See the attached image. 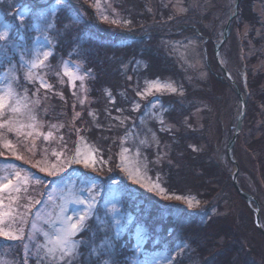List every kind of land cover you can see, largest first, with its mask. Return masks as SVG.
<instances>
[{"label":"trees","instance_id":"obj_1","mask_svg":"<svg viewBox=\"0 0 264 264\" xmlns=\"http://www.w3.org/2000/svg\"><path fill=\"white\" fill-rule=\"evenodd\" d=\"M18 1L30 7L33 15L49 13L57 3L54 0L44 10L37 2L0 0V8ZM182 1L188 11L174 13L173 0H105L111 17L103 20L99 6L92 7L91 0L86 3L88 8L77 0L59 3L56 18L47 37L44 35L52 44L50 58L55 65L59 59L81 63L83 73L90 77L92 102L81 108V113L75 117L68 89L62 88L61 93L48 91L47 98L40 92L32 94L30 103L40 104L41 108L35 116L31 136H35L36 148L46 157L45 166L52 168L59 163L62 173L52 175L41 171L22 151L12 147L5 152L4 147L0 148V175L4 170L27 172L31 179L28 193L37 200L48 189L47 179L56 178L55 175L71 178L73 171L78 170L79 174L75 173L79 182H83L87 172L94 171L73 163L77 140L84 138L100 146L109 161L98 168L104 174L95 176H100L104 183L119 184L116 191L120 219L114 223L100 201L83 230L74 236L76 245L71 255L63 260L50 257L44 249L35 246L36 237L31 239V234H23L18 241L13 239L14 242L9 243L13 248L6 253L3 249L7 245L0 243L9 263L131 264L141 257V264H145L144 260L150 264L158 255V259L160 256L168 259L163 264H264V234L255 224L254 210L233 183L234 164L226 153L228 128L224 115L230 113L228 97H238V94L216 58V44L222 37L218 39L216 30L206 27V14L193 25L186 22L192 17L191 0ZM260 1L240 0L239 13L220 50L221 59L229 70V59L238 63V82L244 94H248L234 156L240 163L241 187L255 197L257 194L258 199L264 197V71L256 69V63L263 58L264 47L263 23L255 9ZM32 14L29 13V18ZM31 20L24 22L22 29L14 23L16 29L19 27L26 34L28 43L36 34L34 29L30 30ZM18 37L17 33L13 38L21 40ZM190 38L195 46L200 39L203 73L199 82L194 76L192 80L187 77L188 72L182 68L172 47L174 41ZM18 62L19 52L16 51L12 64ZM168 78L180 89L137 94L146 89L147 82ZM50 98L53 101L46 105ZM197 103L200 108L204 103L199 123L195 117ZM151 106L174 127H166L155 116L148 117L147 109ZM234 113L233 106L230 118L234 119ZM9 114L14 116L10 110L0 116L1 123L7 121ZM256 130L260 132L257 136ZM48 132L53 135L45 140ZM145 134L156 137L144 144L139 140L151 175L170 196L140 186L138 190L130 189L131 180H125L128 186L121 181L122 148L129 144L132 136L141 139ZM3 135L12 141L17 138ZM225 145V157L231 169L223 160ZM63 157L67 160L63 161ZM69 165L71 168L67 169ZM112 169H115L114 174H110ZM175 196L182 199L169 198ZM100 197L103 200L104 196ZM188 197H196L202 210L196 212L195 206L186 204L184 200ZM252 204L256 206L254 200ZM261 207L264 226L263 202ZM118 227L122 230L120 235L116 234ZM137 232L142 235L143 244L138 242Z\"/></svg>","mask_w":264,"mask_h":264},{"label":"rangeland","instance_id":"obj_2","mask_svg":"<svg viewBox=\"0 0 264 264\" xmlns=\"http://www.w3.org/2000/svg\"><path fill=\"white\" fill-rule=\"evenodd\" d=\"M31 2H37L40 4H45L50 0H25ZM76 1V0H75ZM81 1L83 5L88 8L86 4L89 0H77ZM235 0H191L189 13L192 17H188L185 21L190 23L191 25L195 24V22L200 21L201 15L204 14L208 17V22H206V27L216 30V34L218 39H220L223 35L224 28L229 20V18L233 15V5ZM92 2H95L92 3ZM30 3V2H29ZM92 7L99 6L101 12L103 13V17L100 18L101 20L105 19L104 17L110 18L111 15L105 5V0H91ZM104 4V5H103ZM18 1L16 4L12 3V6H6L5 8H0V32H7V36L4 39H0V93H4L7 91L9 87L15 93L14 98L11 100V104L15 105L16 100L20 101L21 111L19 113H13L14 116L9 114V118L7 121L12 122V126L18 127L19 125L23 124L24 128L21 131V134L17 135L16 132H11L14 136L16 135L17 138L13 141L9 138H5L3 134L10 135L7 131V128L0 129V148L3 150L5 141H11L13 147H15L19 152L22 151L29 161H34V163L41 169H46L48 173H62L59 172L58 164H54V167L47 168L45 163L47 160L46 157L43 156V151H40L36 148L35 144V136H28L27 133L31 132L34 127H29V125H35L34 119L31 117H35L38 112L40 111L39 107L41 108L40 104L37 103H30L32 94H37L38 92L45 94L46 98L48 97V93L50 91H56L57 93L62 92V88H66L70 92V100H71V107L72 112L75 113V117L79 116L77 114L81 113V108H84L86 105L91 104V97H90V88L88 84V80L90 77L85 76L83 73L81 63L69 60L63 61L58 60L56 65L53 64L50 56L52 54V44L46 38L48 34L49 25H52L55 20V11L59 6L56 3L55 7L49 13H41L39 12L32 14V10L30 7L22 6ZM174 13H182L187 12L188 6L183 3L182 0H173V7ZM256 11L258 12L262 23H263V32H264V0L256 3L255 6ZM29 13L32 14L29 18ZM23 15L24 20L21 22L20 16ZM28 19H32L30 23V30H35L36 34L33 36V40L28 43V38L25 33L20 31L22 29L23 23L26 22ZM99 19V20H100ZM14 23L17 24L18 29L14 26ZM231 29V26H230ZM17 33L19 34V39L21 40H14V36L17 37ZM46 37H45V36ZM22 41V42H21ZM192 38L190 40H176L172 43L173 50L175 51V57L180 62L182 68L188 72L187 77L192 80L193 76L197 78L198 82L202 78V71H201V64L203 63V56L201 57L200 54V39H197V46L193 43ZM196 42V43H197ZM227 42V41H226ZM225 42V43H226ZM224 43V44H225ZM20 46V48L18 47ZM233 49V47L231 48ZM19 52V62L13 63L14 61V53ZM43 52H49L50 55L46 61H44V65L38 66L33 68L31 66V62L35 60L38 56L42 57ZM225 53L228 50H224ZM226 55V54H225ZM228 55V54H227ZM234 56V55H233ZM228 66L230 68V73L234 78L237 85L241 86L238 82L240 77L239 74V66L238 63L235 62L233 59H229ZM67 69L74 74V76L83 77L82 80L70 78L64 74V69ZM256 69H260L264 71V47H263V58L260 59L256 63ZM31 73L32 79L29 80L26 77L28 74ZM41 81L44 84H48L51 87L45 88L42 86ZM161 84L169 85L176 90L180 89L179 85L172 81L171 79L166 80H154ZM152 82V81H151ZM66 85L67 87H65ZM233 85V84H232ZM19 87L22 89L20 90ZM148 87V83H147ZM146 87V88H147ZM234 89L236 86L233 85ZM242 90V89H241ZM49 91V92H48ZM164 92H172L169 89L162 90ZM144 92V91H142ZM156 92L153 90L151 93ZM161 92V91H160ZM39 94V93H38ZM148 95V94H146ZM229 96V95H227ZM230 98V99H229ZM229 107L231 113V107L234 106V114L233 118H230V113L224 115L225 122L227 124V134L226 139H228V135L232 136L235 132V128L237 125V120L240 112V100L236 96H229ZM53 101L52 98L47 100V104ZM83 101V103H81ZM204 107V103L202 108ZM198 106L195 109V117L199 123V119L201 116V109ZM10 109H5L4 114H7ZM146 113V111H145ZM147 116L152 117L155 116L158 118L159 121L163 122L166 127H174L173 124L169 123L161 113L156 112L154 106H151L147 109ZM229 114V115H228ZM126 122V120H125ZM1 123V121H0ZM231 124V126H230ZM211 126L213 128V123L211 122ZM240 134V133H239ZM238 134V135H239ZM260 132L256 130V136L259 135ZM128 137V136H127ZM246 138L249 137V132L245 136ZM5 138V139H4ZM127 139V138H126ZM238 136L235 141V145L237 142ZM139 140L141 144L148 143V141L156 140L155 135H141V139L137 136H132L129 139V144L123 149H128V152H123L121 150L120 155H123L124 162L119 161L120 168L123 171L121 174V181L126 183L125 180L132 181V184H129L130 189H139L140 187L144 190H154L159 194L167 195V191L164 189V192H160L161 184L158 180H156L152 175L149 168V161L147 156L145 155L144 151L141 149L142 145H139ZM143 141V143H142ZM225 141V139H224ZM137 144H135V143ZM197 148V146H194ZM225 148L224 146V153H223V160L228 164V168L231 169L230 163L225 157ZM10 150L11 148H6L5 152ZM164 150V146H162ZM199 149V147H198ZM77 150H79L81 157L88 156L90 157V161H94V164L90 167L91 172H87V174L83 178V182H79L78 176L75 172L79 174L78 170H74V176L71 178L70 175L65 177H57L59 175H55L56 178H48L47 179V187L44 195L39 200L35 199V197L28 193L29 191V182L30 177L27 172L22 173L20 172L19 178V187L21 191L19 193L12 192L9 193L8 191L0 192V201H2V207H0V212L4 213H11V215H5L3 217L2 222H0V228H3L5 231H11L18 236H22L23 234H31V239L37 238L34 241L36 247H40L44 249L45 253L46 250L49 248H53L54 245L52 243L54 236L58 233L63 227H65L68 221L65 220V217H71L72 222H75L79 216L86 215V219L84 220V226L78 231L76 234L80 233L83 228L85 227L87 218L94 214V210L96 209L98 203L101 201L103 205L108 209L110 213L111 219L114 223L120 219V202H119V193L116 191V188L119 187V184L115 182L104 183L100 180V176L95 175H102L104 174L99 167H102L103 163L108 164V159L103 155V150L100 146L95 143L87 142L84 138L77 140ZM16 151V153L18 152ZM4 152V153H5ZM75 152V154H76ZM138 153V155H137ZM16 155V154H15ZM17 156L21 157L17 154ZM22 159L26 160L25 158L21 157ZM63 161H66V157L62 158ZM239 161V160H238ZM71 163V161H70ZM74 164L83 165V160L81 163H75L73 158ZM240 165V163H239ZM85 167V166H84ZM71 165L67 167L70 169ZM139 169V172H136V169ZM86 169V167H85ZM119 169V167L117 168ZM234 170V168H233ZM240 171V170H239ZM81 172V171H80ZM129 172H132V178L129 176ZM10 173L14 174L15 172L7 173V170L3 171V174L0 176H8L12 181L16 182V177L14 175H9ZM115 169L110 170V174H114ZM239 174V173H238ZM38 175V174H36ZM39 176V175H38ZM128 178V179H127ZM137 179L140 180L137 183ZM127 182V186L128 183ZM249 182L253 184V180L249 179ZM140 186V187H139ZM252 193V192H251ZM253 194V193H252ZM104 196L103 200L100 196ZM182 197V196H181ZM30 198V199H29ZM196 197H188L184 201L186 204L189 205L188 201L192 202V206H196L197 211L202 210V206L199 204V201L195 199ZM257 198V194H256ZM258 199V198H257ZM264 203V197L262 199H258L260 206L262 202ZM40 201L39 204H35L33 207L32 205L36 202ZM32 207V209H31ZM262 212V207H261ZM119 222V221H118ZM23 228V233L21 235L20 229ZM122 232L121 228L116 229V234L120 235ZM140 232V231H139ZM137 232V239L139 243H142V235ZM75 234V235H76ZM74 235V236H75ZM71 237V239L75 242V238ZM0 243H5V253L10 251L13 247L11 242L18 241V239L12 241L6 236H0ZM9 244V245H8ZM13 244V243H12ZM143 244V243H142ZM76 245V242H75ZM25 248H28V245H24ZM47 255V254H46ZM60 251L56 250L54 254V258L60 259ZM53 257L52 255H48ZM161 257V258H160ZM158 259V255H155L150 264H163L168 259L165 256H160ZM142 258L138 257L134 259L131 264H141ZM40 261L35 262V264H40ZM48 262V261H45ZM145 264L146 262L144 260ZM0 264H11L7 260L4 255V252L0 249ZM42 264V263H41ZM260 264V263H259Z\"/></svg>","mask_w":264,"mask_h":264},{"label":"snow or ice","instance_id":"obj_3","mask_svg":"<svg viewBox=\"0 0 264 264\" xmlns=\"http://www.w3.org/2000/svg\"><path fill=\"white\" fill-rule=\"evenodd\" d=\"M62 0H57V3H61ZM105 19H107V17H104ZM20 20L21 22H23L24 17L23 15L20 16ZM51 25H49L50 27ZM7 36V32H0V39H4ZM50 53L49 52H43L42 53V57L38 56L35 60H33L31 62V66L33 68L38 67V66H43L44 65V61L47 60V58L49 57ZM64 74L66 76H69L70 78H74V79H80L82 80L83 77H79V76H74V74L72 72H70L67 67H65L64 69ZM27 79L31 80L32 76L31 73L28 74V76L26 77ZM148 83V87L144 90V92H139L137 93L138 95H146V94H151V92L153 90H155L156 92H160L162 90L165 89H169L172 92H175L176 89L170 87L169 85L166 84H161L159 82L156 81H152V82H147ZM41 84L43 87L45 88H49L51 87L48 84H44L43 81H41ZM15 93L13 92V90L11 89V87H9L7 89L6 92L4 93H0V116L4 115L5 109H10L11 112L13 113H19L21 111V107L20 105V101L16 100V104L12 105L11 104V100L14 98ZM81 103H83V101H81ZM79 115V114H77ZM31 119H35V117H31ZM7 128L8 132H16L17 135L21 134L22 129L24 128V125L21 124L18 127H13L12 126V122L9 121H4L2 123H0V129L3 128ZM29 127H34L33 125H29ZM0 135H2V133H0ZM28 136H31L32 133L29 132L27 133ZM52 132H48L46 135H44V139L47 140L52 136ZM143 143V141H142ZM4 147L5 148H12L13 145L11 143V141H5L4 142ZM123 152H128V149H123ZM138 155V153H137ZM81 160H83L84 166L90 167L94 164V161H90V157L85 156V157H81V154L79 152V150H77L75 156H74V162L75 163H81ZM121 161L122 163L124 162V157L123 155L121 156ZM54 167V166H53ZM46 169L41 168V171H45ZM136 172H139V169H136ZM14 175L17 179L16 182L14 183L12 181V179H10L8 176H0V192H4V191H8L9 193L12 192H17L19 193L21 191L19 185V178H20V172L17 171L14 174L10 173L9 174ZM133 173L129 172V176L130 178H132ZM39 183V181H37ZM137 183L140 182L139 179H137L136 181ZM160 192H164L163 188H160ZM169 198H174V199H182V197L180 196H175V197H169ZM30 199V198H29ZM37 204L40 203V201H36ZM189 206H192V202L188 201ZM0 207H2V201H0ZM5 215H11V213H4V212H0V222H2L3 217ZM86 219V215H81L78 217V219L75 222H72V218L71 217H65V220L68 221L67 225L65 227H63L58 233L55 234L54 239L52 241L54 247L53 248H49L46 250V254L47 255H52L54 257L55 251L59 250L61 255H60V259L63 260L65 256H69L71 255L72 251L75 248V242L71 239V237H73L78 231H80V229L84 226L83 222ZM20 233L22 235L23 233V228H21ZM0 236H6L10 239H19L20 236L16 235L15 233L11 232V231H5L3 228H0Z\"/></svg>","mask_w":264,"mask_h":264},{"label":"water","instance_id":"obj_4","mask_svg":"<svg viewBox=\"0 0 264 264\" xmlns=\"http://www.w3.org/2000/svg\"><path fill=\"white\" fill-rule=\"evenodd\" d=\"M239 6H240V0H235L234 7H233L234 13L229 18V20H228V22H227V24H226V26L224 28L223 37L216 44V48H215L216 58H217L218 64L221 67L225 77L229 79L231 84L236 86V91H237V94H238V97H239V100H240V105H241L239 116H238V120H237V125H236V128H235V132H234V134L232 136L228 137L226 153H227V155L229 157V160L234 164V170H233V172L231 174L233 183H234L238 193L246 199L248 204L254 210V213H255V224L258 227V229L264 234V226H263L262 220H261V206H260V203H259L258 199L253 194H251L250 192L244 190L241 187V185H240V183L238 181V173H239V170H240V165H239L238 159L234 156L235 141H236V138H237L238 134L241 132V130L243 128V120H244V117H245V114H246L247 100H246L242 90L240 89V87L237 85V83L235 82L234 78L232 77V74L230 73L228 68L223 63V61L221 59V55H220V50H221L223 44L227 41V39L229 37L231 22H232L233 18L239 12ZM253 200L256 202V206H253V204H252Z\"/></svg>","mask_w":264,"mask_h":264}]
</instances>
